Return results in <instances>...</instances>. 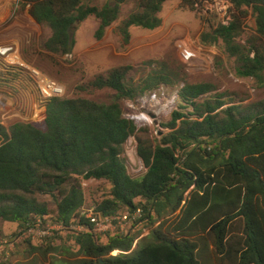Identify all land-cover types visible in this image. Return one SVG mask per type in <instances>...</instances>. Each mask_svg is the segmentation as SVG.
<instances>
[{"label": "trees", "instance_id": "16d2710c", "mask_svg": "<svg viewBox=\"0 0 264 264\" xmlns=\"http://www.w3.org/2000/svg\"><path fill=\"white\" fill-rule=\"evenodd\" d=\"M90 1L20 0L36 24L50 29L43 49L52 61L73 52L74 25L94 16L100 22L95 38L101 40L128 0L102 7ZM167 1L136 0L137 11L117 27L123 42L129 43L131 27L159 28ZM198 1L183 0L182 7L195 9ZM231 1L232 23L209 28L201 42L222 46L234 59L238 76L252 78L264 89V0ZM248 9L261 39L258 43L254 36L244 46L238 38ZM147 64L150 71L140 82L126 65L75 87L77 95L113 90L110 103L63 95L48 101L44 124L0 125V220L33 226L49 215L37 195H50L57 203L54 220L66 226L85 203L82 180H106L110 194L96 211L113 217L141 208L142 217L131 225L138 232H106L105 243L102 235L74 233L69 237L79 258L68 254L70 258H55L52 264H264V102L242 106L223 93L207 98L213 85L192 84L167 66ZM161 86L177 89L178 106L171 120L161 124L168 132L156 144L139 137L148 172L134 178L122 153L137 127L124 117L122 101ZM146 229L149 234L142 236ZM57 237L32 246L31 253L46 257L57 251ZM116 250L122 253L112 255Z\"/></svg>", "mask_w": 264, "mask_h": 264}, {"label": "rangeland", "instance_id": "374dc122", "mask_svg": "<svg viewBox=\"0 0 264 264\" xmlns=\"http://www.w3.org/2000/svg\"><path fill=\"white\" fill-rule=\"evenodd\" d=\"M89 3L102 7L107 4L112 5L113 0H91ZM182 3L183 0L167 1L159 13L162 25L155 30L131 27V38L128 44L123 42L117 32V27L128 15L137 11L136 0H128L122 6L119 19L106 29L105 36L101 40L95 38L100 22L94 16H90L84 22L74 25L72 29L75 40L73 59L58 57L54 62L43 49V43L51 36L50 29L36 24L28 14V9L20 5V0H0V45H17L24 62L63 84L64 96L69 98L81 96L97 102L110 103L115 94L113 90L83 92L77 95L75 87L87 83L98 74H105L111 68L126 65L133 67L131 77L140 82L150 71L147 62L155 61L163 67H169L172 72L185 78L189 83L213 85V92L209 93L207 98L223 93L228 96V100L232 99L242 106L264 102V89H260L254 79L238 76L234 59L224 53L222 46L214 45L216 47L214 50L204 48L205 53L213 51L209 53V56L214 63L212 61L211 64L201 62L197 66H190L184 62L176 46L177 40L190 37L196 41L198 46L197 40L201 38L203 32L210 28L211 22L205 23L201 11L182 7ZM248 10L249 13L244 18L243 34L238 38V43L244 46L247 45L249 39L258 36L255 33L254 17L251 15V10ZM258 38L257 42L260 43L261 38L259 36ZM0 72V125L10 126L17 122L30 121L38 96V89L33 78L26 68L11 67L1 58ZM7 72L15 76L8 75ZM155 91L162 98L157 104L158 107H162L158 118L159 125L155 127L154 125L137 124L136 127L139 129L135 137L139 146V137L149 139L156 144L168 132V129L161 127V124L171 120V114L178 106L176 88L161 86ZM149 93L148 91L136 99L123 100L122 107L125 116L140 112L142 101L148 97ZM167 103L169 105L166 107ZM126 166L128 173L135 178L137 174L132 166L127 162ZM82 185L85 203L76 212L77 218L66 226L63 222L54 220L57 216L55 196L37 195L39 202L47 206L49 215L37 219L36 223L42 221L50 227L63 225L62 229H54L55 236L52 237L56 238L60 235L53 242L58 250L49 253L46 257L37 252L31 253V247L38 246L41 242L38 238L33 239L27 236L25 233L27 226L21 228L18 223L0 220V264H28L29 262L52 264L55 258H70L68 254H72L73 260L78 259L79 257L75 255L78 247L69 236L77 232H87L79 229L83 210L96 208L98 203L109 196L111 190V185L106 180H82ZM126 210L116 214L111 228L108 227L100 234L94 233L95 236L102 235L100 236L102 237L101 243L107 240L106 232L123 235L135 230L128 224H124V228L121 229L118 224L119 215ZM117 225L119 227H116ZM137 232L134 231L133 234ZM143 234L147 236L149 230L146 229ZM65 249H70L72 253L66 252Z\"/></svg>", "mask_w": 264, "mask_h": 264}, {"label": "built area", "instance_id": "2783aa9c", "mask_svg": "<svg viewBox=\"0 0 264 264\" xmlns=\"http://www.w3.org/2000/svg\"><path fill=\"white\" fill-rule=\"evenodd\" d=\"M195 10L202 12L205 23L211 22L210 28L216 29L219 26H229L233 21L234 14V4L231 0H199L195 4ZM194 41L190 37H184L178 39L176 46L178 47L179 55L184 60L187 65L197 66L201 62L205 64L214 63V60L209 56L210 52H204V48L216 49L214 45L208 46L204 45L201 40ZM0 58L5 61L11 67H22L26 68L30 76L33 78L37 89L38 96L34 104V110L31 114V122L33 124H43L47 119V103L50 99L54 97L63 96L65 94V87L59 81L47 76L41 70L36 67L28 66L24 60L21 58L20 50L17 45H0ZM65 59L72 60L73 55L67 54L64 56ZM5 66V65H4ZM148 97L142 101L140 106V112L132 113L130 116H125L126 119H131L137 124L143 125H154L157 127L159 125L158 118L160 117L162 107H158L157 104L161 101V95L153 90L149 91ZM169 105L167 103L166 107ZM153 114L156 118H152ZM137 129H139L137 127ZM157 134V132H156ZM122 157L125 159L127 164L131 165L137 174L136 177H141L148 172V166L145 161L142 159L139 153V145L136 140L135 134L130 135L123 145ZM143 211L141 208L136 210L127 209L121 213L118 217V224L121 226V229L124 228V224H128L130 227L133 225L139 218L142 217ZM82 218L87 221L79 222V229L81 231H87L92 234H100V232H105V230L113 226V217H105L101 213L96 211L95 207L88 208L83 210ZM117 225L116 227H119ZM123 225V226H122ZM65 226V225H64ZM63 225L59 227H50L49 224H44L42 221H38L35 225H28L25 229L27 236L32 237L33 239H39L43 241L46 238H52L54 235V229H62ZM142 236H145L144 234ZM138 239L134 241L132 250L137 247ZM122 253L120 251H113L112 255H117Z\"/></svg>", "mask_w": 264, "mask_h": 264}, {"label": "water", "instance_id": "95a60500", "mask_svg": "<svg viewBox=\"0 0 264 264\" xmlns=\"http://www.w3.org/2000/svg\"><path fill=\"white\" fill-rule=\"evenodd\" d=\"M151 117L154 118V119L156 118L153 114H151Z\"/></svg>", "mask_w": 264, "mask_h": 264}, {"label": "clouds", "instance_id": "9594fccd", "mask_svg": "<svg viewBox=\"0 0 264 264\" xmlns=\"http://www.w3.org/2000/svg\"><path fill=\"white\" fill-rule=\"evenodd\" d=\"M72 54V53H71Z\"/></svg>", "mask_w": 264, "mask_h": 264}]
</instances>
